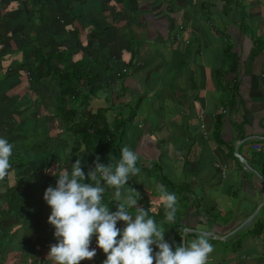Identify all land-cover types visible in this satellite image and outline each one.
<instances>
[{"label":"crops","instance_id":"0c3cea01","mask_svg":"<svg viewBox=\"0 0 264 264\" xmlns=\"http://www.w3.org/2000/svg\"><path fill=\"white\" fill-rule=\"evenodd\" d=\"M72 107L80 117L103 111L120 147L139 153L144 172L124 195L130 187L140 207L163 212L165 241L189 227L227 235L264 200V181L235 156L238 148L264 178V0H0V137L14 145L0 197L20 163L48 159L71 173L80 159L93 168L64 123ZM157 185L178 197L173 223ZM32 193L49 217L41 190ZM104 197L116 211L112 191ZM12 219L0 220L17 234L0 237V264H33L24 252L55 230L32 226L23 242L24 223ZM256 224L258 236L249 233ZM210 243L207 264H264V207L250 227ZM21 249L28 260L17 259Z\"/></svg>","mask_w":264,"mask_h":264},{"label":"clouds","instance_id":"9594fccd","mask_svg":"<svg viewBox=\"0 0 264 264\" xmlns=\"http://www.w3.org/2000/svg\"><path fill=\"white\" fill-rule=\"evenodd\" d=\"M14 145L0 137V180L10 174ZM96 158L94 168L87 176L77 159L71 173L63 168L53 176L56 186H49L43 199L51 209L48 223L54 228L57 243L50 245L47 259L53 264H81L95 258L96 249L91 248L95 237L96 248L103 251V264H207L214 246L211 234L199 232L196 239L178 244L173 249L165 241V232L149 209L140 207V194L128 188V181L137 176L139 153L129 146L121 148L120 159L104 165ZM88 183H85V180ZM158 200L161 202L165 221L173 223L178 211V197L163 186L157 185ZM112 191L116 211H111L104 201L106 191ZM134 210V212L132 211ZM118 222L125 226L117 227ZM191 233L192 228H186ZM154 246V247H153ZM158 249V250H154Z\"/></svg>","mask_w":264,"mask_h":264},{"label":"trees","instance_id":"16d2710c","mask_svg":"<svg viewBox=\"0 0 264 264\" xmlns=\"http://www.w3.org/2000/svg\"><path fill=\"white\" fill-rule=\"evenodd\" d=\"M67 93L71 94L69 90L67 91ZM66 117V119L68 120L64 121L66 127L68 126L69 130H71V127L69 126L71 124H74V126L76 127L74 135L79 140L78 153H80V157L82 155L87 154V156L91 157V159L93 158L95 162L96 158L99 157V162L104 165L109 164L108 162H106V160L109 161V159L112 160L113 158L120 159L121 147L119 142L121 140V137L118 141V137L111 130L106 115L103 111H99L95 114L84 113L80 117L77 111L73 110L72 107V110L69 112V114H67ZM41 152L42 151L39 148H36V154H39ZM47 160L43 161V159H41V161H33L32 163L24 162L22 164L20 163L19 165H16L17 169H13V181L9 182L6 179L7 181H5L4 186L1 187L4 190V194L0 197V220L3 221L2 223L7 222V220L11 219L12 217L13 219L22 220V222L24 223V228L21 229L25 231V235L23 236V242H25V239L27 237L31 238L37 232V230H32L30 227L36 226L42 228V226H44L45 224L46 226H48V217L42 215L41 208H43V205L40 201H36L35 196L32 193L33 189L37 187L41 190L42 194L44 195L45 190L49 186H52L53 188L56 186L57 177L53 176L52 172L58 174V172L63 168H66L68 170V167H66L61 162L54 163L51 159H49L51 161ZM139 168L141 169L140 173H143V168ZM83 171L87 176L88 172H86L85 169H83ZM164 181H166L165 178ZM85 183H87V179L85 180ZM166 183L168 184V186L170 185L169 188L171 190H174V188L179 189V187L173 185V183L170 181H166ZM104 201L106 204H108L110 210H113L114 212V205L112 206L111 204L107 203L106 197H104ZM46 208L47 213L50 215L51 209L47 204ZM149 215L155 219L158 225H164L159 224L160 222L163 223V212L160 214L149 213ZM48 228H50V225ZM8 229H0V237L2 238V240H4L5 238L16 239L17 234H11ZM18 230L19 229L16 226L12 227L11 229L12 232H18ZM26 232H28L30 235H26ZM164 232L167 233L168 230L166 229V231ZM262 232L263 227L259 224H256L254 228L249 231V233L253 234L254 236H258L262 234ZM47 233H51V235H48ZM16 240H14L13 243H17L18 241ZM33 241L35 243L39 242L38 246L36 245L35 249L25 251V249L23 248L25 251L24 253H33L32 256L28 259L33 264H53L51 260L47 259V255L50 250V245L55 244V237L52 228L50 229V231H41V234L38 235L37 239H34ZM0 243H2V241ZM168 243L171 244L174 249L176 245L182 244L181 236H179L176 240L174 239L172 241H168ZM90 247L96 249L97 254L95 258L92 260L81 261V264H103V261L106 259V256L102 250L96 248L95 237L92 238ZM23 249H21V251L16 252L18 254L16 256L17 259L21 261L28 260L27 257L25 255H22L23 253H21Z\"/></svg>","mask_w":264,"mask_h":264},{"label":"water","instance_id":"95a60500","mask_svg":"<svg viewBox=\"0 0 264 264\" xmlns=\"http://www.w3.org/2000/svg\"><path fill=\"white\" fill-rule=\"evenodd\" d=\"M235 156L240 160V162L243 164L244 168L246 171H251L253 173H255L256 175H258L263 181L264 178L257 173L256 170L253 169V167L250 165V163L248 162L247 159H245L242 155H240L239 153V149L237 148L235 151ZM264 207V200L262 203H260L257 207V209L254 211V213L249 216L237 229L233 230L232 232L228 233L225 236L220 235L219 233H216L214 231H201V230H192V233H199V232H206V233H210L211 234V239L215 240V241H222L225 242L227 241L231 236L235 235L236 233L250 227L254 220L257 218L260 210ZM186 231L184 230L183 235H182V244L184 243V239L186 238Z\"/></svg>","mask_w":264,"mask_h":264},{"label":"built area","instance_id":"2783aa9c","mask_svg":"<svg viewBox=\"0 0 264 264\" xmlns=\"http://www.w3.org/2000/svg\"><path fill=\"white\" fill-rule=\"evenodd\" d=\"M126 71H127V70H125L124 73H125ZM117 76H118V77H121V76H122V73H119ZM113 88H116V85H113ZM205 135H206V133H205ZM256 148H257V149H260V145H257ZM224 168H225V169H224V171H223V174H224V176H225L226 167H224ZM54 242L57 243L56 238H55V241H54Z\"/></svg>","mask_w":264,"mask_h":264},{"label":"rangeland","instance_id":"374dc122","mask_svg":"<svg viewBox=\"0 0 264 264\" xmlns=\"http://www.w3.org/2000/svg\"><path fill=\"white\" fill-rule=\"evenodd\" d=\"M207 136V135H206ZM231 251L233 252H238L236 249H234L233 247L231 248Z\"/></svg>","mask_w":264,"mask_h":264}]
</instances>
